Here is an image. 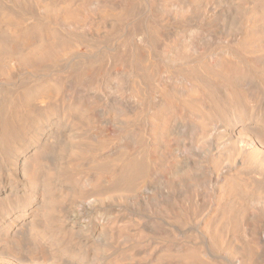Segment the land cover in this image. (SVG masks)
Wrapping results in <instances>:
<instances>
[{
	"label": "rangeland",
	"instance_id": "obj_1",
	"mask_svg": "<svg viewBox=\"0 0 264 264\" xmlns=\"http://www.w3.org/2000/svg\"><path fill=\"white\" fill-rule=\"evenodd\" d=\"M139 1L145 10L147 0ZM228 1L233 3L221 0L212 17V35L206 46L209 52L201 56L206 64L223 55L235 31V3L240 0ZM49 3L0 0V9H9L19 18L14 58L31 51L41 34L47 32L69 38L76 47L67 53L56 47L61 56L54 53L53 58L35 68L13 60L9 73L0 79V264H54L61 256L69 264H88L95 255L106 257L105 264H179L171 258L175 253H166L165 249L205 246L199 235L200 223L216 208L222 185L238 179L251 188L252 195L243 198L232 192L231 199L246 202L255 211L263 206L264 192L256 185L264 179V45L248 50L247 77L240 87H231L234 100L228 98L227 83L221 82L212 94L205 95L197 116L185 110L183 121L171 124L173 141L188 151L186 161L204 168L209 179L219 182L214 195L210 185L204 186L211 198L205 195V199L193 200L196 215L191 224L183 225L160 209L181 205L185 196L192 194V183L169 190L157 181L141 194L147 201L145 206L120 204L115 213L102 218L109 204H100L104 199L101 187L92 183L99 173L97 165L123 150L133 159L155 152L157 147L140 125L124 130L107 120V113L114 107L132 108L134 100L115 93L113 85L95 94L96 105L90 114L82 112L83 101L70 96L67 77L74 68L102 62L115 49L138 43L141 16L128 20L110 37L100 35L87 43L72 38L69 29L57 26L44 14ZM252 29L264 41V20L256 21ZM39 96L43 101L35 103ZM179 96L185 95L179 92ZM6 117L10 121L7 136L3 132ZM131 132L143 134L141 146L134 144ZM244 143L254 144V151H241ZM182 168L175 176L182 175ZM79 192H85L87 201L93 200L97 209L83 212ZM101 230L106 231L102 236ZM34 238L38 246L33 244ZM33 250L37 251L36 262H31ZM126 253L132 257L123 256ZM206 255L213 263L230 264L225 253L207 251ZM258 260L264 264V253H259Z\"/></svg>",
	"mask_w": 264,
	"mask_h": 264
},
{
	"label": "bare ground",
	"instance_id": "obj_2",
	"mask_svg": "<svg viewBox=\"0 0 264 264\" xmlns=\"http://www.w3.org/2000/svg\"><path fill=\"white\" fill-rule=\"evenodd\" d=\"M240 1L235 3L236 24L229 47L219 58H212L210 64H206L201 56L202 52H209L206 46L212 35V17L221 0H147L145 10L139 0H50L49 6L43 9L53 23L69 29L72 38L87 43L98 40L100 35L108 38L131 18L141 16L138 43L115 49L102 62L74 68L69 73L71 76L67 77L70 96L83 101L82 112L90 114L96 105L95 94L113 85L115 93L134 100L132 108L114 107L107 113V120L124 130L140 125L147 134V139L157 147L155 152L133 159L123 150L107 163L97 165L95 170L99 173L92 179V183L101 187L104 199H101L100 204H109L107 210H103L100 215L102 218L115 213L120 204L145 206L147 201L141 199V194L157 181H161L169 190L192 183L189 188L192 194L187 198L185 196L181 205L172 203L174 205L171 210L160 209L164 215H172L175 220L187 225L191 224L196 215L193 200L198 197L205 199V195L211 198L204 186L210 185L211 194L216 193L218 180L209 179L204 168L186 161L188 151L176 145L170 127L173 121H183L185 110L192 117L197 116L205 95L212 94L215 87L221 86V82L227 83L228 98L234 100L235 94L231 87H240V83L242 85V81H245V66L250 62L248 50L264 45V41H260L252 29L256 21L264 20V3L262 0ZM227 3L231 5L233 1L227 0ZM18 24L16 13L0 9V79L9 73L10 62L13 60L20 65L35 68L53 58L57 52L56 47L62 53L76 49L69 38L57 37L55 32H47L41 34L31 51L14 58ZM55 56H61V53L58 51ZM179 63L182 65H178ZM179 92L185 96L178 97ZM34 101L40 103L43 97L39 96ZM3 132L5 136L9 135L8 117L4 119ZM131 137L136 146H141L145 139L143 134L139 135L137 132H131ZM240 149L244 152L254 151L255 145L245 144ZM182 165V175L175 176ZM257 183V190L259 188L264 192V179ZM232 192L243 198L252 195L251 188L238 182V179L221 186L216 208L200 223L199 235L205 246H182L174 251L165 249L166 253H175L171 258H176L179 264H222L210 261L207 251L225 253L230 264H261L258 259L259 253H264V202L255 211L246 202L233 201ZM78 195L79 207L83 212L97 209L93 200L87 201L85 192H79ZM248 219L252 221L251 224ZM105 233V230L100 232L101 236ZM34 239L33 244L38 246V241ZM31 253V262H36L37 251L33 250ZM123 256L132 257L131 253ZM105 258L95 255L88 264H105ZM69 263L64 256L54 262Z\"/></svg>",
	"mask_w": 264,
	"mask_h": 264
}]
</instances>
